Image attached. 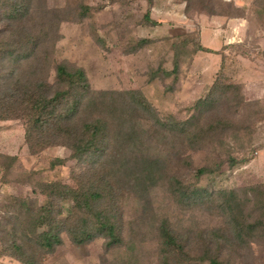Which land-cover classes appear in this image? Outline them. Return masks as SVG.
Masks as SVG:
<instances>
[{"label": "trees", "instance_id": "1", "mask_svg": "<svg viewBox=\"0 0 264 264\" xmlns=\"http://www.w3.org/2000/svg\"><path fill=\"white\" fill-rule=\"evenodd\" d=\"M147 2L151 6L153 0ZM77 8L75 20L67 9H42L39 0H0V122L19 121L24 126L31 155L62 147L69 158L57 159L52 166L75 161L78 169L71 175L75 186L39 182L35 194L43 196L42 203L38 198L33 204L10 199L15 202L6 208L10 215L0 218L4 255L20 264H40L38 254H54L66 236L79 247L103 239L106 253L122 250L129 255L127 264H140L135 257L138 234L133 222L128 227L122 203L126 194L142 197L166 179L181 208L205 211L211 219H222L223 226L176 227L169 218L159 219L153 264H263L255 248L264 246V183L221 189L214 181L221 162L186 178L166 164L168 152L162 149L176 142L192 148L216 133L222 136L226 118L209 117L208 124L201 119L230 102V95L251 106L245 103L242 85L229 82L221 72L185 121L162 117L139 91H93L82 67L55 57L63 37L61 25L88 14L83 4ZM148 10L145 19L159 25ZM148 42L141 41V46ZM194 52L218 53L204 47L200 36ZM178 70L177 60L172 71L152 75L173 74L176 82ZM5 159L10 162L4 168L8 173L17 158ZM249 160L231 157L228 162L236 168ZM203 179L206 185L200 184Z\"/></svg>", "mask_w": 264, "mask_h": 264}, {"label": "rangeland", "instance_id": "2", "mask_svg": "<svg viewBox=\"0 0 264 264\" xmlns=\"http://www.w3.org/2000/svg\"><path fill=\"white\" fill-rule=\"evenodd\" d=\"M80 3L88 8V14L80 21L61 25L63 37L55 56L58 61L82 67L93 91H139L159 115H172L177 121L195 114L194 105L210 93L222 72L229 82L242 85L245 103L251 106L245 107L238 103L237 96L230 95V102L201 119L208 124L209 117L226 118L225 135L216 133L192 148L182 142L162 146L168 152L166 164L192 179L197 169L221 162V173L214 177L221 189L264 183V102L259 99L264 93V0H153L151 6L147 0H39L42 9H67L75 20ZM149 8L151 20L159 25L145 19ZM212 11L234 17L214 16ZM239 19L247 20L245 38L237 33ZM211 24L221 30L220 38H212L208 30ZM199 36L204 47L218 53L194 52ZM144 40L149 42L141 46ZM226 40L230 44L224 45ZM177 60L176 82L173 74L152 75L158 70L172 71ZM69 155L62 147L31 155L25 144L24 126L19 121L0 122V218L10 215L6 208L15 203L11 198L25 199L30 204L38 198L42 203L43 196L35 194L39 182L75 186L71 176L73 170H78L75 161L52 166L55 160L68 159ZM6 156L17 158L8 173L4 169L10 164ZM231 157L250 160L231 168ZM207 183L203 179L200 184ZM157 184L142 197L126 194L122 203L128 227L133 222V231L138 234L135 257L140 264L155 262L154 226L159 219L169 218L176 227L223 226L222 219H211L205 211L181 208L173 200L166 179ZM63 237L64 244L54 254H38L40 264H127L129 259L122 250L106 253L103 239L79 247ZM1 245L0 264H20L4 255ZM255 249L256 257L264 264V246Z\"/></svg>", "mask_w": 264, "mask_h": 264}, {"label": "crops", "instance_id": "3", "mask_svg": "<svg viewBox=\"0 0 264 264\" xmlns=\"http://www.w3.org/2000/svg\"><path fill=\"white\" fill-rule=\"evenodd\" d=\"M220 21H223V20H220ZM239 21H240V27L237 28V33L239 35V38L240 37L245 38L247 30L244 27H246L245 25L247 24V20L246 19H239ZM211 25H212V27L208 28V30L211 32L212 38H220L222 36V34L220 33L221 30L219 28H217V26H215L214 24H211ZM217 35H220V36L218 37ZM226 39H227V37H226ZM228 39H230V38H228ZM228 44H230V42L228 40H226V42L224 41V45H228ZM246 83L247 82L245 81V84ZM247 84H251V83L248 82ZM261 84H263V83L261 82ZM259 99H262V101L264 102V93L262 94V96L259 95Z\"/></svg>", "mask_w": 264, "mask_h": 264}]
</instances>
